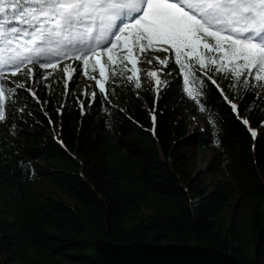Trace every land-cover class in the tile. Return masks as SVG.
Listing matches in <instances>:
<instances>
[{
  "label": "trees",
  "instance_id": "trees-1",
  "mask_svg": "<svg viewBox=\"0 0 264 264\" xmlns=\"http://www.w3.org/2000/svg\"><path fill=\"white\" fill-rule=\"evenodd\" d=\"M155 52L169 57L168 83L158 94L139 72L141 88L118 82L101 102L102 78L92 58L87 75L74 58L55 72L43 70L53 75L40 83H34L40 78L34 66L31 79L9 74L27 80L35 98L18 89L19 99L11 97L16 103L9 105L6 93L0 121V264H102L94 247L100 237L213 246L245 264H264L262 85L250 79V90H233L209 71L237 105L234 111L200 73L206 84L201 112L183 88L174 51ZM102 62L110 75L106 56ZM189 87L196 95L199 85ZM92 91L97 102L89 107ZM189 147L212 152L205 169H198ZM43 182L54 190H42Z\"/></svg>",
  "mask_w": 264,
  "mask_h": 264
},
{
  "label": "snow or ice",
  "instance_id": "snow-or-ice-1",
  "mask_svg": "<svg viewBox=\"0 0 264 264\" xmlns=\"http://www.w3.org/2000/svg\"><path fill=\"white\" fill-rule=\"evenodd\" d=\"M170 49L189 97L200 104L198 97L206 88L202 73L235 111L237 105L208 72L220 74L233 90L237 85L250 90V79L264 86V0H0V121L5 120L6 93L9 105L16 103L11 97L19 99L18 89L35 98L27 80H10L9 74L23 72L31 79L36 73L29 66H34L40 73L34 83H40L53 75L63 60L74 58L82 62L81 72L87 75L85 69L92 58L94 70L98 66L102 78L97 80L102 102L108 100L109 93L115 94L118 82L141 88L139 72L144 70L136 67L142 62L140 57L150 50ZM105 56L110 75L102 62ZM154 59L167 67L169 57ZM143 62L150 65L152 60ZM48 68L53 72L43 71ZM68 69L66 65L62 71L67 74ZM126 73H134L135 79ZM146 75L157 76V72ZM105 83L111 85L107 91ZM167 83L157 79V93ZM190 84L199 85L196 95ZM86 95L89 107L97 102L96 91ZM79 106L83 109V102ZM200 111H206L203 104ZM152 119L155 121V116ZM209 121L215 128L211 115ZM242 122L248 124L247 119ZM249 131L256 136L255 130ZM215 142L219 146V140Z\"/></svg>",
  "mask_w": 264,
  "mask_h": 264
},
{
  "label": "water",
  "instance_id": "water-1",
  "mask_svg": "<svg viewBox=\"0 0 264 264\" xmlns=\"http://www.w3.org/2000/svg\"><path fill=\"white\" fill-rule=\"evenodd\" d=\"M95 253L102 264H245L233 254L200 244L95 241Z\"/></svg>",
  "mask_w": 264,
  "mask_h": 264
},
{
  "label": "rangeland",
  "instance_id": "rangeland-1",
  "mask_svg": "<svg viewBox=\"0 0 264 264\" xmlns=\"http://www.w3.org/2000/svg\"><path fill=\"white\" fill-rule=\"evenodd\" d=\"M155 57H159L161 60H163L165 57L160 54L159 52H155L154 50H150V51H147L146 54H143L141 57H140V60L142 62L138 63L136 67L140 68V69H143L144 71H141L142 73V79L144 81H146L153 89H154V92L156 94L157 91H156V87H157V84H156V81L157 79H159L160 81H164L166 80V76L164 75V66L159 64L158 61L156 59H154ZM147 59H151L152 60V63L149 65L145 62H143L144 60H147ZM69 64H65V66ZM162 69V71H161ZM151 71H156L157 72V76H150V75H146V72H151ZM70 73V67L68 69V73ZM152 78H155L156 80L155 81H152ZM49 78H47L48 80ZM165 86H162L160 88V91L164 89ZM159 91V92H160ZM261 91L264 92V86H261ZM196 121L200 122L201 124V127H204V123L203 121L195 118ZM187 152L193 157V159L195 160L196 164H197V167L198 169H205L208 162L211 160L213 154L212 152L210 151H207V152H198L196 151L194 148L192 147H189L187 149ZM210 179H212V177H210ZM41 187H42V190H54V187L48 183H45L43 182L41 184Z\"/></svg>",
  "mask_w": 264,
  "mask_h": 264
},
{
  "label": "bare ground",
  "instance_id": "bare-ground-1",
  "mask_svg": "<svg viewBox=\"0 0 264 264\" xmlns=\"http://www.w3.org/2000/svg\"><path fill=\"white\" fill-rule=\"evenodd\" d=\"M156 79L155 78H152V81H155Z\"/></svg>",
  "mask_w": 264,
  "mask_h": 264
}]
</instances>
